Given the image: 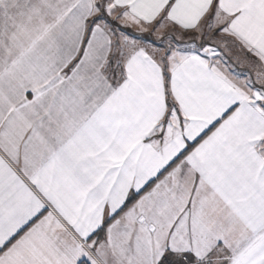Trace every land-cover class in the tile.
Returning a JSON list of instances; mask_svg holds the SVG:
<instances>
[{
  "label": "snow or ice",
  "instance_id": "snow-or-ice-1",
  "mask_svg": "<svg viewBox=\"0 0 264 264\" xmlns=\"http://www.w3.org/2000/svg\"><path fill=\"white\" fill-rule=\"evenodd\" d=\"M0 264H264V0H0Z\"/></svg>",
  "mask_w": 264,
  "mask_h": 264
}]
</instances>
